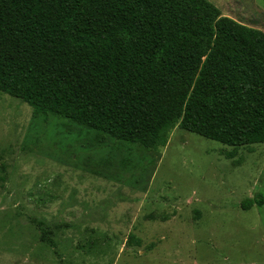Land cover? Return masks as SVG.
Returning <instances> with one entry per match:
<instances>
[{
    "label": "rangeland",
    "instance_id": "374dc122",
    "mask_svg": "<svg viewBox=\"0 0 264 264\" xmlns=\"http://www.w3.org/2000/svg\"><path fill=\"white\" fill-rule=\"evenodd\" d=\"M210 1L264 32V0ZM255 194L264 143L147 149L0 92V264H264Z\"/></svg>",
    "mask_w": 264,
    "mask_h": 264
},
{
    "label": "trees",
    "instance_id": "16d2710c",
    "mask_svg": "<svg viewBox=\"0 0 264 264\" xmlns=\"http://www.w3.org/2000/svg\"><path fill=\"white\" fill-rule=\"evenodd\" d=\"M0 92L147 149L261 144L264 32L210 0H0Z\"/></svg>",
    "mask_w": 264,
    "mask_h": 264
}]
</instances>
